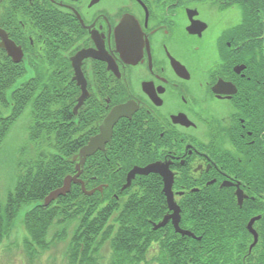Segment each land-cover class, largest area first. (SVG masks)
Segmentation results:
<instances>
[{
	"label": "flooded vegetation",
	"instance_id": "flooded-vegetation-1",
	"mask_svg": "<svg viewBox=\"0 0 264 264\" xmlns=\"http://www.w3.org/2000/svg\"><path fill=\"white\" fill-rule=\"evenodd\" d=\"M2 41L14 45V55L0 53L15 83L47 84L54 121L79 130L70 148L120 108L103 149L81 167L86 190L118 186L119 198L144 177L153 226L173 213L163 176L123 185L132 167L157 163L172 178L181 229L198 235L208 214L223 213L243 225L247 253L257 245L245 259L263 264L264 0H0ZM165 227L193 237L172 218ZM147 259L157 264L152 245Z\"/></svg>",
	"mask_w": 264,
	"mask_h": 264
},
{
	"label": "trees",
	"instance_id": "trees-1",
	"mask_svg": "<svg viewBox=\"0 0 264 264\" xmlns=\"http://www.w3.org/2000/svg\"><path fill=\"white\" fill-rule=\"evenodd\" d=\"M9 64L0 53V144L13 123L28 111L26 143L35 145L37 151L34 158L19 163L15 185L0 203V243L9 238L25 207L21 222L27 234L22 247L29 263L65 241V264H152L147 259L151 245L157 264H257L255 258L245 259L256 253L257 245L247 253L238 240L243 225H234L223 213L213 217L201 213L210 216V225L195 227L199 234L193 237H180L168 227L152 229L148 217L158 216L147 207L144 177L137 178L134 188L119 198L113 194L118 186L86 195L73 183L65 195L44 206L45 195L59 187L65 175L75 172L69 154L79 146L70 148L67 142L79 130L54 121L47 84L15 83ZM64 112L57 114L58 119L65 118ZM44 136L47 145H37ZM262 251L264 264V238Z\"/></svg>",
	"mask_w": 264,
	"mask_h": 264
},
{
	"label": "rangeland",
	"instance_id": "rangeland-1",
	"mask_svg": "<svg viewBox=\"0 0 264 264\" xmlns=\"http://www.w3.org/2000/svg\"><path fill=\"white\" fill-rule=\"evenodd\" d=\"M28 111L13 123L6 137L0 144V203L5 201V196L15 185V180L19 171V163L32 159L36 154V147L25 141L27 133ZM21 149L23 152L21 153ZM23 207L15 219V226L9 235L0 243V264H65L64 251L65 241H61L48 251L40 255L29 263L24 255L22 247V237L27 234L21 217L24 212Z\"/></svg>",
	"mask_w": 264,
	"mask_h": 264
},
{
	"label": "water",
	"instance_id": "water-1",
	"mask_svg": "<svg viewBox=\"0 0 264 264\" xmlns=\"http://www.w3.org/2000/svg\"><path fill=\"white\" fill-rule=\"evenodd\" d=\"M1 46H4L7 50V54L9 55H14V50H13V43L12 42H3L0 44ZM13 60L14 61H18L19 59L17 57L13 56ZM81 101V99H79V102ZM119 110L120 108L115 109L101 124L100 127V133L96 134L95 136L91 137L89 142L80 147L78 149V151L73 155L72 159L73 160H77V162L75 163V173L74 174H67L63 177L62 179V184L49 191L45 197L42 200V204L44 206H47L48 204H50L52 201L56 200L59 196L65 195L71 187V184H80L81 189L83 191V193H85L86 195H91L94 193V191L96 189L101 190V187H96L90 190H86L84 187V184L82 182V180L79 178L80 172H81V167L85 161V158L89 155H91L93 152H95L97 149H103V145L104 143L109 139L110 135H111V128L112 125L114 124L115 120L118 118V114H119ZM148 172H159L162 176H163V180H164V186H163V190L165 192L166 198H167V202H168V206L169 208H173V213L168 215H165L160 221H158L157 223H154L152 228L153 229H157L160 228L162 226L165 225V223L167 222V220L169 218H172V222L174 225V228L177 232H180L181 234H187V235H191L194 236L191 232H189L188 230H184L181 229L178 225V212H177V206L175 205L173 198H172V194L170 192V187H171V182H172V178L169 177L167 178L165 172L161 169L160 165L157 163H152V164H148L145 165L143 167L140 166H134L132 167L129 172L127 173V177H126V183L123 185V188L127 187L130 182L131 179L134 177L135 174H147ZM242 197L239 196V203L241 202ZM256 219V217L251 218L248 223H247V229L253 234V241L249 246V249L256 243L257 241V235L255 230L252 227V223L253 221Z\"/></svg>",
	"mask_w": 264,
	"mask_h": 264
}]
</instances>
